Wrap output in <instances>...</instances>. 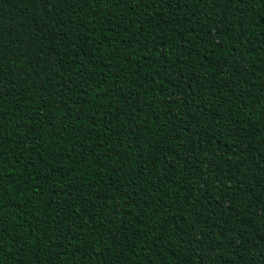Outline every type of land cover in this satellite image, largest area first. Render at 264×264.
<instances>
[{
  "label": "trees",
  "instance_id": "1",
  "mask_svg": "<svg viewBox=\"0 0 264 264\" xmlns=\"http://www.w3.org/2000/svg\"><path fill=\"white\" fill-rule=\"evenodd\" d=\"M0 264H264V0H0Z\"/></svg>",
  "mask_w": 264,
  "mask_h": 264
}]
</instances>
